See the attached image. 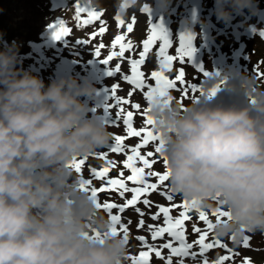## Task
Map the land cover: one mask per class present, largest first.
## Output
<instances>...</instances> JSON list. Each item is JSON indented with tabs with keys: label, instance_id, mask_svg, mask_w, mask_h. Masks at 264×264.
Segmentation results:
<instances>
[{
	"label": "clouds",
	"instance_id": "obj_1",
	"mask_svg": "<svg viewBox=\"0 0 264 264\" xmlns=\"http://www.w3.org/2000/svg\"><path fill=\"white\" fill-rule=\"evenodd\" d=\"M145 4L128 0L137 10ZM245 10L256 12L254 0H214L221 22ZM3 36L0 264H127L128 241L72 167L113 138L102 115H89L97 88L71 75L46 84L22 66L20 43ZM220 84L224 94L185 105L156 96L149 115L164 141L169 190L201 210L226 212L215 216L213 234L239 244L264 235V81L242 71Z\"/></svg>",
	"mask_w": 264,
	"mask_h": 264
},
{
	"label": "snow or ice",
	"instance_id": "obj_2",
	"mask_svg": "<svg viewBox=\"0 0 264 264\" xmlns=\"http://www.w3.org/2000/svg\"><path fill=\"white\" fill-rule=\"evenodd\" d=\"M73 6L75 9V20L79 25H91L93 22L99 21L101 27L98 33L94 32L92 35L95 37L106 33V28L104 27L105 22L101 19L102 13L91 6L90 0L84 3H82L81 0H75ZM127 7L128 0H123L121 11L115 16V21L118 26H125V20L122 18V14L123 9ZM142 11H148L146 4ZM82 14H86V18H82ZM135 22V17H133V22L126 24V32L124 34L115 35V38L111 41V45L114 49L118 47V51L111 52V54L101 60L102 63L109 65L114 57L125 58L126 52L131 53L136 50L137 45H135L132 40L126 39L127 35L134 31ZM50 27L53 29V37L56 40L69 37L72 31L65 25L63 20L54 22ZM261 35L264 36V33H261ZM77 40L86 45L89 43L88 40ZM157 42H159V46L158 50H156V57L158 59L159 68L158 70H151L150 74L146 75L145 71H141V65H146V57H148ZM171 47L172 39L165 31L163 25L150 24L147 38L142 41V50L138 51V58H131V56L127 58V63L130 65V74L122 75V79L131 86L127 96L122 97L117 95V89L120 85H112V96L114 99L113 103L108 107L117 110L111 124L120 126V122L122 121L126 134L114 135V142L107 145V151L94 153L72 162V167H74L78 173H81L82 167L86 165V161L89 160L90 156H99L106 161L105 166L99 170H97L96 167L90 168L91 177L106 178L105 184H102L100 187H89L93 184L91 178H83L82 183L88 186L94 198L98 199L99 193L112 191L118 193L119 197L124 199V203L122 204H117L110 200L101 203L98 200V206L102 207L107 212L112 221L113 231L122 232L126 241H129V225L132 223L130 219L127 223L122 220L121 214L124 213L126 209L134 208L135 212L139 214L140 219L137 223L138 229H143L145 227V221L143 219L145 211L138 206L139 204H143L148 210L153 207L157 209L156 212L151 213V219L153 221H157L162 217V224H149L147 228L151 233V239L153 241L164 237L165 234H167L169 239L167 242L157 247L156 245L149 244L145 236H137L136 239L146 245L147 250L140 251L138 255L127 257L131 260V264H150L152 253H154L157 258L165 259L162 256L161 249L169 250V255L166 258L165 264H173V257L179 258L176 264H184V258H195L198 255L203 257V264H209V260L205 256V253L216 247L227 249L230 255L232 253V250L228 249V246L213 234L214 223L213 220L209 218L208 212L197 208L194 202L190 203L187 200H183L181 203L166 205L154 204V202L149 199L150 194L164 189L161 195L166 197L167 201H173V193L166 185L169 173L167 171L159 172L152 170L157 163L155 154H159V156L163 157L164 166L167 165V159L162 152L164 141L162 137L153 130V120L149 115V106L152 99L156 96L168 97L169 100L173 99L169 93L172 89L179 90L177 88L178 82L181 86L185 85V73L183 70H180L179 74H176L174 79H170L166 73L173 69L174 61L183 63L185 59L191 57L195 51L192 47V36L190 34H182L180 36L176 55L169 54V49ZM101 48H103L102 44L95 49V55L97 57L101 55ZM118 72H121V64H116L114 68L109 67L110 76H114ZM153 81L154 84L152 83ZM189 88L192 92L197 91L194 84L184 86L182 91L183 97H187ZM137 90L142 91L143 97L146 98L148 102V107L141 112V116L143 117L142 126L134 127V115L137 111L141 110V104L138 102L132 103L130 98ZM200 91L202 92L203 90L201 89ZM216 91V88L212 89L208 95H215ZM126 105L129 106L131 110H127L125 108ZM129 137L140 138V141L133 146H129L126 143ZM150 142H158L154 152H142V149L146 145H149ZM109 152L113 154L122 153L126 156V159L122 161L123 169L119 171L118 176L115 178L110 176V172L116 169L117 163L115 160L108 159ZM124 169L130 170V174L125 176ZM150 177H155V182H151L149 179ZM126 194H131L130 198H128ZM174 209H182V211H179V215H173ZM193 209L198 211V220L203 222L204 227L201 228L194 224L192 231L198 234V238L189 242L186 235L185 222L192 220V216L189 215V213ZM113 210L118 211L113 214ZM211 215L215 217L227 216L228 214L222 209H215L211 212ZM249 241V235H245L242 238V243L245 247L249 246ZM195 246L199 247L198 253L192 251ZM230 255L219 256L217 260L212 261V264H224L225 261L230 259ZM244 264H251V262L245 258Z\"/></svg>",
	"mask_w": 264,
	"mask_h": 264
},
{
	"label": "rangeland",
	"instance_id": "obj_3",
	"mask_svg": "<svg viewBox=\"0 0 264 264\" xmlns=\"http://www.w3.org/2000/svg\"><path fill=\"white\" fill-rule=\"evenodd\" d=\"M0 1H1L0 4L3 3V6L0 7V32H3V34H4V36H3L4 41L10 43L13 40H17L20 43V45H21L20 53H21V58H22L23 63L32 62V61H34V58L42 59L44 56V53H45V46L48 50V54H45V58L51 57V55H52L51 52L54 50V48L61 50L63 52L62 55H65L66 52L71 51L70 58L78 59L84 63L88 62V60L90 58H93L91 53H89V51H88L90 48L92 49V52L95 55V49L97 46L95 44H93V42L97 41V38L92 40L89 37V34L93 31H95V28L94 29L93 28H87V27H84L83 25L82 26L79 25L78 22L75 20V13H73V9H70L69 7H65V8H62L60 10L49 9L50 11H47L48 16H45L43 19L39 20V18H38L39 15L42 16V14H43L40 12V9L41 8L43 9L44 7L49 8V0H40L42 2L37 1L34 6H31V5L28 6L24 0H0ZM257 1L260 4L264 3V1H262V0H257ZM70 2L75 3V0H70ZM81 2L84 3V2H87V0H83ZM122 3H123V0H119V4H122ZM171 3H172V0H169V3L167 4L166 9H164L160 12V16H162V17L168 16V14H166L167 10L170 12L172 8L176 9V7H177L176 0L173 3V5ZM117 5H118V0H97L95 3H93L92 7L95 8L97 11H100L103 15V20L105 21V23L109 24L112 20L113 11L118 7ZM131 10L137 11V9H135L133 7L131 8ZM57 16H59V20H63L65 22L66 26L71 24L73 26V29H72L71 35L69 37H67L68 41L64 40V41H60V42H56V43L52 44V43H50V39H47V40L43 39V34H44V30H46L48 22ZM238 16H240V14H236L235 18H237ZM135 17H136L135 20H136L137 25H136L134 31L127 35L126 39L132 40L133 43H135V42L138 43L139 40L142 39L144 36L147 37L148 31L146 29L147 24H143V22L145 23L144 17H141V15L139 13H137V15ZM82 18H86V14H82ZM166 20L168 21V18H166ZM128 22H130V20ZM76 24H78L83 29L81 31H79L77 29V27L74 29ZM120 27L121 26H118L115 23H113V25H111V26L105 27V28H110L113 30L112 33L107 34V36L112 39V36H114V35L124 34L126 31L119 29ZM254 35H255V37H259L257 32H253L252 40L249 41V42H251L250 43L251 45H254L258 42V41H256V39L253 40ZM103 37H105V36H103ZM30 39L31 40H33V39L38 40V44L35 46H38L40 44H41V46L39 48L29 47V45H27V44H28V41ZM77 39L88 40L89 43L86 45V44L78 42ZM40 40H42V41H40ZM104 41L107 42L108 39H104ZM227 42H229V43L232 42L234 44L232 49H234L236 51V54H239L238 50H240L241 45H240V43L236 44L235 37L232 34H231V37H229V40H227ZM237 42H239V41H237ZM260 45L263 46L262 48H263V55H264V42L260 41ZM237 46H238V48H235ZM110 49H114V48L101 49V55L99 56V58L104 56L106 54V52H108ZM38 50H40V52H37ZM27 52H30L31 55L25 56L27 54ZM253 59H254L253 60V63H254L255 58L253 57ZM249 62H251V60H249ZM125 64H126V62H125ZM22 66H23V64H22ZM79 67L82 68L83 66L79 65ZM124 69L126 70V67ZM97 71H99V69ZM84 72H86V71L84 70ZM259 73L260 72H257L256 74L254 73V75L256 77H260V75H258ZM188 76L189 75L185 74V83L188 80ZM260 78H261V81H264V76H262ZM116 81L119 82V80H116ZM110 82H111V80H104L101 82H94V85L97 88V90L99 91V89H98L99 87H102V86L108 87V86H110ZM108 90H109V92H111V88H108ZM223 90H224V88H223ZM98 91H97V93H99ZM120 92L121 91L117 89V95L121 96V93H122L124 95V97H126L127 93H128V89L123 90V92H121V93ZM195 94H198V92L197 91L192 92L191 89L189 88V94L187 95V97H184L185 102L190 103L192 100H194ZM222 94H223V91L218 93L217 95H222ZM181 96H182V94H179V97H181ZM209 98H212V97H209ZM95 99H98L101 102V104H103L102 108L98 107V109H99L98 113L100 114L103 111V109L109 108L108 106L113 103L114 98L104 96V94H100V93L95 95V97L93 99H90V101H89V104L91 106L90 107L91 110H90L89 115H92L95 113V108H96L95 103H94ZM176 102H178V101L176 100ZM185 102H183V103H185ZM109 109H110V116L114 117L117 109H115V108H113V109L109 108ZM135 117H134L135 123L133 122L134 127L135 126H142V124L139 125V123L143 118L141 116L136 117V118ZM109 126H110V130L113 133V138H114V135H116V134H126L124 126L122 125V121L120 122V126H116V125H112V124H109ZM149 127H151V126H149ZM113 138H112V140H113ZM137 139H139V138L129 137L127 139L126 143L129 146H133L136 144ZM157 143L158 142H150L146 148L142 149V152H145V153L147 151H153L154 152V149H155ZM118 158L120 160L118 162L120 164H122V161L124 159H126V156L124 154H119ZM155 158L157 160V163L154 165V168L152 169L154 171H155L156 167L160 168L161 165H163L161 163V161H163V157L159 156V154H155ZM101 160H102V158H100V157L96 158V160L93 163V167L98 168ZM138 166H139V162H138ZM158 171L163 172V169H158ZM129 172H130V170L126 169V173H129ZM149 179L151 182H155V180H156L155 177H150ZM129 184L131 186V183H129ZM166 185H167V188L169 189L168 181L166 182ZM163 190L164 189H160L156 193L150 194V196L152 198L156 199L158 204H166L167 205V204H171V203H181L183 201V199L180 196L174 198L175 201H171V202L167 201V199H165V197L161 195ZM112 196H116V195H112ZM118 198L120 200H124L123 198L119 197V195H118ZM153 202L155 204V201H153ZM130 209H133V208H129L127 210H130ZM151 209L147 210V213H145V215L143 217L145 224L146 223H148L147 225H149V224H162L163 223L162 217L157 221H153L151 219V216L147 215L148 212L151 211ZM127 210L125 212H127ZM179 211H182V209H174L173 215H179ZM205 211L208 212L210 219H211V217H214L211 215V210H205ZM125 212H124V214H125ZM154 212H155V210H154ZM135 213L136 212L133 213L134 217L132 216V220H131L132 223L129 225V229H130L129 240L133 236H140L142 234L150 236V239H151V233H150V231H147V225H145V227L143 229L137 228V223L139 222L140 217H139V215H135ZM131 214L132 213H128V216H131ZM189 215L192 216V220L185 222L186 233H187L188 239L194 241L198 238V234L194 233L192 231L193 225L196 224L197 226L203 228L204 224L202 221L198 220L199 213L195 209L191 210ZM123 219L126 220L124 217H123ZM145 219H147V220H145ZM149 219H151V220H149ZM260 236H262L263 240H264V235H262L260 233L255 235V237H260ZM134 242L135 241H133L132 243H134ZM164 242H166V241H163V240H158V241L152 240L151 241V243L153 245H156V246H160V243H164ZM259 244L260 243L258 242V245ZM136 247L137 246H135V245H131L128 247V251H136V250L138 251V249L135 250ZM240 247L241 246L239 245L238 248H240ZM259 247H256L254 245H251V246L249 245L247 248H244L245 249L244 254L242 255L240 253L241 258L243 257V260H240L241 259L240 258L238 263L244 264V261H245L244 258L246 256H248L249 254H253V256L255 258V262L252 261L251 264H264V256L261 257V255H263V254L260 255V253H259L260 252L259 249L264 250V244L261 245V248H259ZM195 248H196V251L198 253L199 247L195 246ZM217 248H219V247L212 249L211 253L208 256H212V257L222 256L223 253L221 251V248L216 250ZM139 249H142V248L139 247ZM142 251H144V250H142ZM225 255H230V254L227 253ZM233 258H235V257L233 255H230V259L228 261H225V262H230ZM207 259L209 260V263H210L211 260L208 257H207ZM191 261H194V263L197 261L198 263L203 264V257L197 256V257L193 258L192 260H189V262H191ZM128 263H131V260H127V264ZM191 264H193V263H191Z\"/></svg>",
	"mask_w": 264,
	"mask_h": 264
},
{
	"label": "bare ground",
	"instance_id": "obj_4",
	"mask_svg": "<svg viewBox=\"0 0 264 264\" xmlns=\"http://www.w3.org/2000/svg\"><path fill=\"white\" fill-rule=\"evenodd\" d=\"M25 1V3L29 6V5H31V6H34L35 4H36V2L37 1H40V0H24ZM1 2V1H0ZM40 2H42V1H40ZM66 2H68L69 3V0H66ZM67 3V4H68ZM3 6V3L2 4H0V7H2ZM70 9H73V13H75V11H74V6H71V7H69ZM49 9H51V8H46V7H44L43 9L41 8L40 9V12L41 13H43L42 14V16L41 15H39V20L40 19H43L45 16H48V13H47V11H50ZM46 11V12H45ZM55 19H59V18H55ZM39 22V21H38ZM77 27V29L79 30V31H81L83 28H81L78 24H76L75 25V27H74V29ZM46 34H47V31H46ZM38 44V40H29L28 41V44L27 45H31V46H35V45H37Z\"/></svg>",
	"mask_w": 264,
	"mask_h": 264
},
{
	"label": "trees",
	"instance_id": "obj_5",
	"mask_svg": "<svg viewBox=\"0 0 264 264\" xmlns=\"http://www.w3.org/2000/svg\"><path fill=\"white\" fill-rule=\"evenodd\" d=\"M254 51H255V56H256V69L258 70V72H260L259 74H264V55L262 54V49L260 48L259 45L254 47ZM248 66H250V63L247 62ZM264 75H260V77H262ZM260 77H257L259 80H261Z\"/></svg>",
	"mask_w": 264,
	"mask_h": 264
}]
</instances>
